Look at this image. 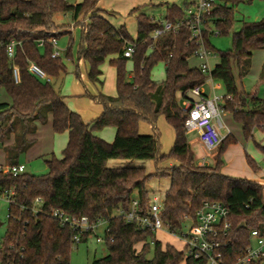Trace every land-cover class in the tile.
I'll return each mask as SVG.
<instances>
[{
    "label": "trees",
    "instance_id": "trees-1",
    "mask_svg": "<svg viewBox=\"0 0 264 264\" xmlns=\"http://www.w3.org/2000/svg\"><path fill=\"white\" fill-rule=\"evenodd\" d=\"M98 1L71 4L68 0H0V87L10 99L0 101V146L6 152L7 164H18L19 156L33 142L28 136L35 133L37 123L47 121L48 113L52 130L67 131L68 135L62 157L51 155L45 160L48 168L45 174L24 170L11 175L0 171V194L13 191L8 203L6 232L1 239L0 264H69L74 230L52 218L49 213L53 209L71 217L85 215L90 223L98 219L106 221L107 254L94 258L90 264H206L204 257L188 255L183 246L178 250L169 243L162 245L155 233L117 214L119 209L129 211L133 199L137 200V210L147 213L153 193L150 194L146 183L152 176L170 179L161 213L170 233L181 234L187 225L185 217L194 219L203 201H219L229 209L230 245L223 250L222 264L233 263L250 243V230L264 227V186L221 173L222 154L236 141L231 133L217 147L213 165H199L195 161L176 96L205 82L199 68L188 64L198 46L190 39L186 27L152 40L150 34L160 20L153 21L144 13L135 16L137 34L133 39L124 25L114 27L100 14ZM243 1L251 0H213L202 35L209 51L213 52L209 42L211 27L214 26L217 34H227L235 20L234 7ZM183 8L172 4L162 20L174 22L183 18ZM59 13H70L75 21L82 18L77 22L81 25V39L76 60L88 64L87 77L91 82L102 86L103 73L99 67L107 57H111L109 63L115 67V95L99 90L93 98L102 110L89 122L68 108L50 80L28 70L33 62L50 79L65 72L62 58L51 57L53 47L48 42V38H56V32L64 27L55 21ZM40 39L44 40L42 44ZM11 40L19 42L13 57L7 54ZM129 43L134 51L127 58L123 50ZM256 49L264 50V16L241 22L240 28L232 33L231 48L218 52V62L211 71V78L219 80L225 90L222 111L240 124L246 140L252 137L255 127L264 129V62L259 76L263 83L261 94L238 89L233 69L239 78L248 74ZM67 55L71 57L70 48ZM127 60L132 61L129 80L125 71ZM160 61L164 63L165 78L155 82L151 71ZM13 66L18 68V80L14 78ZM160 116L174 131L172 147L166 154L160 151L155 127ZM140 122L149 123L152 133H140ZM106 126L115 128L111 142L94 133ZM11 138L12 143L4 145ZM258 146L264 154V146ZM113 158L126 163L108 167L107 161ZM135 159L157 162L172 159L177 163L166 169L156 167L148 173L143 167L132 165ZM246 161L253 171L258 169L250 156H246ZM37 198L40 202L35 201ZM85 240L86 234L82 237ZM151 247L152 257L147 258ZM255 264H264V260Z\"/></svg>",
    "mask_w": 264,
    "mask_h": 264
},
{
    "label": "rangeland",
    "instance_id": "rangeland-1",
    "mask_svg": "<svg viewBox=\"0 0 264 264\" xmlns=\"http://www.w3.org/2000/svg\"><path fill=\"white\" fill-rule=\"evenodd\" d=\"M82 0H69L70 3L80 2ZM166 1V0H164ZM199 1V0H198ZM197 1V2H198ZM102 5L109 10H114L119 15V18H114L113 22H125L128 27V32L131 37H135L136 34V24L134 15H128L129 10L136 6L147 7V0H102ZM153 7V6H148ZM154 7V8H159ZM186 10V8H183ZM108 14H114L113 11L108 12ZM58 15V14H57ZM264 16V0H251L243 1L238 3L234 7V17L235 20L232 25V29L227 34H217L214 26L211 27L212 33L209 35V42L213 47L212 55L209 58V65L213 67L218 60V52L226 51L232 46V33L237 31L241 22L238 19H243L244 21H256ZM81 20V19H80ZM55 21L57 25L64 26L58 32L56 36L61 34L63 31L66 32L67 25L65 22L75 23L71 16L65 18L60 14V17L56 18ZM72 39V41H71ZM81 39V25L75 24V27L71 29V34L62 33L57 39V48L59 51V56L62 58L66 70L61 73L57 78H51L50 83L53 85L56 91L64 94L68 102L70 103V108L75 110L73 112L78 113L82 119L90 121L95 116H98L102 110L101 104L96 101L93 97L99 92V90L107 95H115V67L109 63L111 57H107L105 61L100 65V70L102 71L103 84L101 87L97 83L91 82L86 76V70L88 69V64L83 61L76 60V52ZM70 44V56L67 55L68 47ZM42 52V48H40ZM264 59V50L256 49L253 51V55L250 59V72L245 76L239 78L236 74L235 69L233 73L235 75L236 85L238 89L243 90L246 93L257 92L261 94L263 91V83L260 80V72ZM200 60L191 56L188 59V64L190 67H198ZM132 69V61L127 60L125 63L126 78L129 80L130 70ZM151 78L155 82H162L165 78L164 63L162 61L158 62L151 71ZM202 89L207 96L213 97L214 95L223 96L225 94L224 87L222 83L217 79H212V84L206 82L202 85ZM177 101L180 105L181 97L177 94ZM0 101L9 102L10 99L6 94L5 90L0 87ZM98 110V111H97ZM222 120L227 128L230 130L232 135L235 137L236 141L227 146L222 154V167L221 173L233 177H246L248 179H255L259 174L264 171V158L258 145L264 146V129L263 126L255 127L252 131V137L249 139H244L241 131L240 124L235 122L229 113H222ZM156 132L159 137L160 151L161 153H168L172 147L174 140V131L172 127L165 121V119L160 116L156 123ZM108 131V132H107ZM139 132H146L143 134L152 133V128L147 122L139 123ZM94 133L103 138L107 142L113 140L115 134V128L112 126H106ZM107 133H113V136L107 140ZM222 135H227V130L223 128L221 130ZM57 137H62V143L59 141L54 142L53 151L46 155H40L36 157H25V151L19 156L18 163L25 166V172L30 174H45L48 171L45 160L50 158L51 155L56 158L62 157V150L66 144L63 141L65 134L55 133ZM106 135V136H105ZM105 136V138L103 137ZM38 138V137H36ZM186 138L190 144V148L194 153L195 161L199 162L205 160L210 165L214 163V157H216L217 148L212 151H205L200 147L197 133L195 130L186 132ZM12 139V138H11ZM45 140H42V143ZM258 144V145H257ZM7 145V142H4ZM5 155V156H4ZM250 156L256 163L258 169L253 171L247 161L246 156ZM6 153L3 147L0 146V163L6 162ZM126 163L125 160L116 158L109 159L107 161L108 167L121 166ZM177 162L172 159H165L163 161L157 162L155 159H135L132 161V165L143 167L146 172L152 173L156 170V167L160 169H166ZM208 165V164H204ZM264 182V176H263ZM170 183L168 176H152L147 181L146 185L150 194L158 195L160 199H163L164 193L167 190ZM8 212V202L3 194H0V246L1 239L6 232V219ZM104 227L103 223L99 226L94 234L89 236L87 240L81 241L77 245L72 246L69 264H90V262L95 258H101L107 254V248L103 242H96L95 235L99 237H104ZM188 230V225L182 228V232L185 233ZM155 237L160 240L162 245L170 242L173 247L180 250L182 247V242L180 240V233L171 234L168 231L161 229L155 232ZM153 254L152 247L148 251L146 257L151 258Z\"/></svg>",
    "mask_w": 264,
    "mask_h": 264
},
{
    "label": "built area",
    "instance_id": "built-area-1",
    "mask_svg": "<svg viewBox=\"0 0 264 264\" xmlns=\"http://www.w3.org/2000/svg\"><path fill=\"white\" fill-rule=\"evenodd\" d=\"M213 0H199L196 4L189 6L184 17L177 21L160 20L159 25L151 32L150 38L156 40L159 36L168 32H178L181 28L189 30L190 39L194 40L198 46L193 56L200 60L198 65L201 73L205 75V81L211 78V68L208 58L212 54L202 39L204 23L207 21V15L212 9ZM44 40L40 39L39 44ZM48 42L52 45L53 51L51 57H58L57 39L55 37L48 38ZM18 41L11 40L7 44V54L13 57L15 46ZM134 46L129 43L123 50V56L130 58L133 54ZM28 70L41 78L48 81L44 71L35 63L30 62ZM13 75L18 80V68L13 66ZM180 107L184 115V129L186 132L195 130L197 138L205 151H212L217 148L221 140L226 136L221 134V130L226 128L222 120L221 103L223 96L214 95L207 96L202 85L196 86L183 95H180ZM204 165L205 160L201 161ZM25 170L23 164L0 165V171L17 175ZM7 202H11L13 191H5L2 193ZM36 202H40L37 198ZM117 214L123 215L127 221H136L141 228L149 229L153 233L164 229L168 231V226L161 218L162 199L158 195L152 194L150 197V207L147 213H141L137 210V200L133 199L129 211L119 209ZM49 215L56 219L61 225L68 226L74 230L72 235L71 246L77 245L82 241V237L86 234V240L94 234V231L105 224L103 232L105 233L106 221L98 219L94 223H90L87 216L71 217L67 213L59 209H53ZM188 225L187 232L180 234V240L183 248L186 249L188 255L194 258H205L206 264H222L223 250L230 245L228 234L231 229V221L229 220V209L219 201H203L197 209L194 219L185 217ZM169 232V231H168ZM170 233V232H169ZM173 234V233H171ZM96 242L105 241V237L95 235ZM250 243L238 255L231 264H255L259 260H264V227L253 228L249 233ZM110 240H112L110 238Z\"/></svg>",
    "mask_w": 264,
    "mask_h": 264
},
{
    "label": "crops",
    "instance_id": "crops-1",
    "mask_svg": "<svg viewBox=\"0 0 264 264\" xmlns=\"http://www.w3.org/2000/svg\"><path fill=\"white\" fill-rule=\"evenodd\" d=\"M101 1L102 0H99L98 3H97V7H99L102 10V12H100V14L103 15L114 27H119L120 25H124L125 28H126V30L128 31V27L126 26V23L125 22H122V23L121 22H118V23H114L113 22V19L114 18H119V15L120 14H118L114 10H109L108 8H106L105 6H103ZM147 1H148L147 5H146L147 7H145V6H143V7H141V6L132 7L129 10L128 15H131L132 14L135 17L138 13H144L145 15L149 16L153 21H159V20H162L163 19V15H164L165 10L169 6H171L172 4H175V5H177V6L181 7V8H183V6L185 4H187V5H189V6L192 7V5L196 4L198 0H166V1H164V0H147ZM75 3H77V2H75ZM75 3H71V4H75ZM148 6H153V7H148ZM158 6H161V7L157 8V9L154 8V7H158ZM110 11H113L114 14H108V12H110ZM185 11L186 10H184V12ZM60 14H62V13H59L58 15L56 14V18L60 17ZM62 16L65 17V18H68V16H71V14L70 13H65V14H62ZM71 18H72V16H71ZM80 19L82 20L81 16L76 20V22H75V20H73L75 23L65 22L64 24L67 25L66 32L63 31L62 33L71 34V29H73L75 27V24L77 22L81 21ZM84 21L85 22L87 21V17H84ZM238 21L242 22L244 20L243 19H238ZM135 24H136V34H137V22H136V18H135ZM61 34H59L58 36H60ZM136 34H135V37H132L133 39L136 38ZM58 36L56 37V39H58ZM71 41H72V39H71ZM68 48H70V44H69V47ZM209 58H210V56H209ZM209 58H208V62H209ZM79 61H83V60H79ZM83 62H85V61H83ZM217 62H218V60H217ZM217 62L215 63V65L217 64ZM263 62H264V59H263ZM214 66L213 67H210L211 70H213ZM87 72H88V69L86 70V76H87ZM249 72H250V70H249ZM131 76H132V74H131V70H130L129 77L131 78ZM206 82H210V84H212V79H210V80H208ZM57 92L61 96H63V99H64L66 105L68 106V108L71 111H75V110H72L70 108V103L66 99L65 95L64 94H61L59 91H57ZM2 102H7V101H2ZM83 121L84 122H89V121L84 120V119H83ZM225 129L227 130V133L228 134L231 133L230 130L227 128V126H226ZM140 133H146V132H140ZM61 134H65V136H67V138H68L67 131L62 132ZM107 134H108V136H106V135L105 136H106L107 140H109V138L111 136H113V133H111V134L110 133H107ZM105 136H103V137L105 138ZM36 137H38V138H36ZM67 138L65 137V139L63 141H66L67 142ZM113 138H114V136H113ZM28 139H33V142L26 149V151L24 152L25 153V157H36V156H40V155H46V154L51 153L53 151L54 142L56 140L59 141L58 142L59 144L62 143V137H57V135H54V131L52 130V125H51V116H50L49 113L47 115V121L45 123H37V127H36L35 133L32 134V135H29L28 136ZM42 140H45V141L42 143ZM11 143H12V139H10V140L7 141V144H11ZM199 144H200V142H199ZM200 147L202 148L201 144H200ZM263 158H264V154H263ZM5 159H6V157H5ZM213 163H215V157H214V162ZM5 164H7V161L4 164L3 163H0V165H5ZM197 164L200 165V164H202V162L199 161V162H197ZM205 164L210 165L208 162H206ZM263 176H264V171L261 174H259L255 179H249V180L255 181V182H257V183H259V184H261V185L264 186V182H263V179H262ZM244 178H246V177H244ZM166 243H170V242H166ZM170 244H172V243H170Z\"/></svg>",
    "mask_w": 264,
    "mask_h": 264
},
{
    "label": "water",
    "instance_id": "water-1",
    "mask_svg": "<svg viewBox=\"0 0 264 264\" xmlns=\"http://www.w3.org/2000/svg\"><path fill=\"white\" fill-rule=\"evenodd\" d=\"M243 223L241 222L240 225H242Z\"/></svg>",
    "mask_w": 264,
    "mask_h": 264
}]
</instances>
